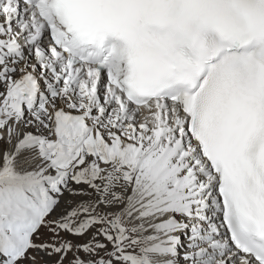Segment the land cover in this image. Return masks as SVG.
<instances>
[{
    "label": "snow or ice",
    "instance_id": "obj_1",
    "mask_svg": "<svg viewBox=\"0 0 264 264\" xmlns=\"http://www.w3.org/2000/svg\"><path fill=\"white\" fill-rule=\"evenodd\" d=\"M0 264H264V0H0Z\"/></svg>",
    "mask_w": 264,
    "mask_h": 264
}]
</instances>
